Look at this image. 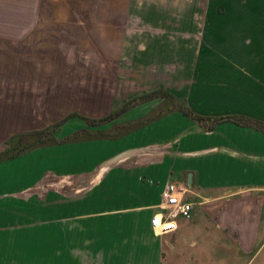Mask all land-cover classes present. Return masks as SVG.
<instances>
[{
  "label": "crops",
  "instance_id": "1",
  "mask_svg": "<svg viewBox=\"0 0 264 264\" xmlns=\"http://www.w3.org/2000/svg\"><path fill=\"white\" fill-rule=\"evenodd\" d=\"M152 1L146 15L141 11L140 39L148 43L139 51L152 57L150 69L175 66L171 74L178 76L153 74L137 97L169 92L208 121L163 115L114 140L123 141L121 152L133 153L90 177L75 175L56 155L57 175L68 168L58 179L73 181L66 191L52 190L50 207L35 191L49 166L40 164L34 178L26 166L23 174L8 165L28 154L0 163V197H9L0 203V264H264V132L231 119L264 123V0ZM162 104L156 98L132 108V121ZM84 141L92 140L77 143ZM78 179H91L90 185L81 187ZM168 184L187 190L192 217L157 235L151 220ZM30 189L31 200L11 198ZM33 208L36 216L28 219ZM45 208L51 224L32 222Z\"/></svg>",
  "mask_w": 264,
  "mask_h": 264
},
{
  "label": "rangeland",
  "instance_id": "2",
  "mask_svg": "<svg viewBox=\"0 0 264 264\" xmlns=\"http://www.w3.org/2000/svg\"><path fill=\"white\" fill-rule=\"evenodd\" d=\"M150 2L153 1L0 0V151L13 135L43 130L71 114L105 117L139 96V86L148 84L153 74L156 79L172 77L175 66H156L152 70V57L139 51L148 43L140 39L146 33L141 11L146 15ZM132 115L130 110L113 124L91 130L107 131L115 124L132 121ZM85 128L82 119L73 118L63 124L57 137L62 139ZM122 143L92 140L39 148L8 165L23 174L26 166L32 177L40 164L49 166L42 169L43 181L35 191L50 207L52 190L66 191L73 181L58 179L68 174V168L57 175L51 167L58 164L56 155L59 163H68L75 175L90 177L111 159L128 152L120 151ZM90 180L78 179L76 184L89 186ZM32 192L30 189L11 198L31 200L35 198ZM8 199L1 195L0 203H8ZM36 210H29L27 218H32ZM19 212L26 213L24 209ZM37 216L32 222H52L50 208L43 209V218ZM42 235V256L47 263L51 260L50 232Z\"/></svg>",
  "mask_w": 264,
  "mask_h": 264
},
{
  "label": "trees",
  "instance_id": "3",
  "mask_svg": "<svg viewBox=\"0 0 264 264\" xmlns=\"http://www.w3.org/2000/svg\"><path fill=\"white\" fill-rule=\"evenodd\" d=\"M156 98H162L164 100V104H162L156 111L151 114V116L146 119L136 120L126 124L115 125L106 132L82 129L62 139H59L56 136L57 131L62 128L63 124L73 118L82 119L85 125L91 128L105 126L116 121L117 118H119L121 115L131 110L132 108ZM174 112H181L187 117L195 119L201 123L208 121V119L196 115L183 102L175 98L169 92L157 90L151 94L132 99L125 105L118 108L113 113L103 118L94 119L79 114H71L62 122L50 125L43 130L14 135L7 141L6 149L2 153H0V163L9 160H14L23 155L29 154L39 148H50L54 146L69 145L82 140L106 139L114 141L149 122H153L158 118H161L163 115ZM231 119L234 121L235 124L239 126H251L264 132V123L261 121L254 119H240L238 117H233ZM215 122L216 120H214L213 125H211V128L214 126Z\"/></svg>",
  "mask_w": 264,
  "mask_h": 264
},
{
  "label": "built area",
  "instance_id": "4",
  "mask_svg": "<svg viewBox=\"0 0 264 264\" xmlns=\"http://www.w3.org/2000/svg\"><path fill=\"white\" fill-rule=\"evenodd\" d=\"M187 190L183 187L168 184L165 188L160 212L151 220V227L157 235H166L177 230L179 218L192 217V204L184 200Z\"/></svg>",
  "mask_w": 264,
  "mask_h": 264
},
{
  "label": "water",
  "instance_id": "5",
  "mask_svg": "<svg viewBox=\"0 0 264 264\" xmlns=\"http://www.w3.org/2000/svg\"><path fill=\"white\" fill-rule=\"evenodd\" d=\"M132 153H133L132 151H128V152L122 153V154H120L119 156H117V157L111 159L110 161H108L107 164H106V166H108V165H112V164L115 163L116 161L121 160V159H124V158H126L127 156H129V155L132 154ZM190 178H191V175H190ZM189 184H191V181H190Z\"/></svg>",
  "mask_w": 264,
  "mask_h": 264
}]
</instances>
